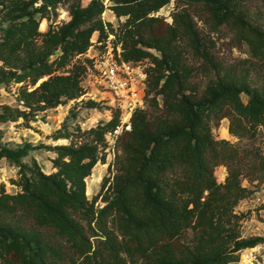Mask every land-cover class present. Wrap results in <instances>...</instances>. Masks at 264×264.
<instances>
[{
	"label": "trees",
	"instance_id": "trees-1",
	"mask_svg": "<svg viewBox=\"0 0 264 264\" xmlns=\"http://www.w3.org/2000/svg\"><path fill=\"white\" fill-rule=\"evenodd\" d=\"M170 1L0 0V85H17L18 104L0 105V123L28 122L83 95L91 59L77 56L94 33L103 43L112 34L122 60L147 63L146 107L135 108L130 129L116 136L119 153L91 198L85 179L105 163L118 109L89 128L65 120L51 132V140L68 143L39 146L54 153L50 173L33 156L22 162L35 148L30 143L0 146V159L18 175L15 192L0 182V264H237L242 249L263 241L240 237L244 214L235 207L253 192L243 179L264 180V22L244 0H176L169 23L155 13ZM64 3L68 20L41 30ZM192 7L213 29L228 26L253 62L236 72L216 61ZM106 8L123 18L116 27L102 19ZM186 49L198 65L187 62ZM197 72L208 77L200 93L190 81ZM222 118L231 135L259 136L260 144L242 148L214 138L212 126ZM219 165L227 168L222 182L214 174Z\"/></svg>",
	"mask_w": 264,
	"mask_h": 264
},
{
	"label": "rangeland",
	"instance_id": "rangeland-1",
	"mask_svg": "<svg viewBox=\"0 0 264 264\" xmlns=\"http://www.w3.org/2000/svg\"><path fill=\"white\" fill-rule=\"evenodd\" d=\"M88 0H81L82 4H85ZM105 5H108V0H103ZM68 4L64 3L57 7L56 13L50 15L49 20H42L40 23V29L44 30L48 24L57 25L68 20ZM244 6L253 15L258 22H264V6L260 0H244ZM177 10V1L171 0L169 4L162 7L155 15L163 17L165 22H171V14ZM196 27L208 43L209 51L213 58L222 63L224 66L234 67L236 72H240L243 67H248L253 59L250 58L247 53V47L244 44L237 43L232 30L226 26L221 25L216 29L210 27L209 23L202 21L195 16L196 8L189 9ZM205 15L203 13V19ZM102 19L109 21L113 26H117L123 21V18H116L113 12L106 8L102 13ZM97 33L92 35V45L88 48L86 53L81 56H77L80 60L84 58L91 59V64L84 74L82 85L85 93L77 99L68 100L54 108L47 109L45 111L38 112L28 122H23L21 119L15 122L0 123V146H6L14 149L23 143H30L33 147L30 150L29 155L23 157L22 162L29 163L30 156H33L40 168L45 173H50L54 169L51 167L50 159L54 156V153L50 150H46L44 147H39L41 144L46 146H54L56 144H66L67 139H59L56 141L49 138V134L55 129L59 128L66 120L70 123V126L79 125L80 128L86 129L90 126H94L98 120H108L111 117L112 109L107 105L105 98L106 94L102 92L95 82L97 77V71L94 68V58L105 55L108 49L113 50V35H108L104 43L97 42ZM187 62L193 66L198 65L200 62L195 56L192 55L189 49H186ZM146 61L134 64L143 72V68L146 66ZM252 68L251 73L255 75L256 71ZM264 75V70L261 71ZM208 80L205 73H195L190 81L195 86L198 93L204 89ZM143 92H145V75H144ZM17 85L11 84L8 87L0 85V105L9 104L16 106L17 100ZM144 98V97H143ZM92 100L94 105H87L86 101ZM144 101V100H143ZM145 106V102L143 103ZM21 108V107H20ZM228 118H222L217 124L212 126V134L216 139H225L231 143L244 147L258 146L260 144V137L257 136L254 139L239 138L233 136L228 131ZM108 148L106 149L105 163L97 162L92 169V173L85 179L86 181V195L91 198L96 194L100 188V183L104 176L109 174L108 163L114 160L118 145L115 143V138L107 139ZM113 169V168H112ZM227 173V168L224 165H219L214 168V174L218 181L222 182ZM17 167L11 165L5 158L0 159V182L4 183L5 189L8 192L17 191V187L11 184V179L17 178ZM242 184L250 187L252 194L239 201L235 207L237 213L244 214V218L240 225V237H261L263 241L256 245L257 252L264 254V180L258 182L254 180L249 183L247 179H243ZM191 232L188 231L182 237L181 240L190 238ZM255 247V246H254ZM245 260L240 255L237 264H244Z\"/></svg>",
	"mask_w": 264,
	"mask_h": 264
},
{
	"label": "built area",
	"instance_id": "built-area-1",
	"mask_svg": "<svg viewBox=\"0 0 264 264\" xmlns=\"http://www.w3.org/2000/svg\"><path fill=\"white\" fill-rule=\"evenodd\" d=\"M110 35V34H109ZM94 68L97 71L95 82L106 94V103L113 109H118L120 122L113 131L106 134V139L116 138L123 130L130 129V117L137 107L144 103V73L134 64L121 59L120 46L116 52L108 49L105 55L94 58ZM244 264H264V254L257 252V247L245 248L240 251Z\"/></svg>",
	"mask_w": 264,
	"mask_h": 264
}]
</instances>
